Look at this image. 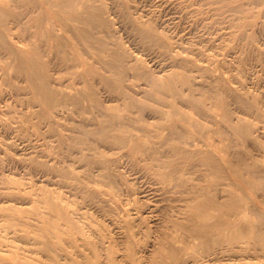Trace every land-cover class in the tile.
I'll return each mask as SVG.
<instances>
[{
	"label": "rangeland",
	"instance_id": "374dc122",
	"mask_svg": "<svg viewBox=\"0 0 264 264\" xmlns=\"http://www.w3.org/2000/svg\"><path fill=\"white\" fill-rule=\"evenodd\" d=\"M6 1L8 2V0H0V4L2 5V6H0V46H1L0 47V262H1V264H9L10 262L14 263L15 261H18V260H20L21 262L19 261V263L16 262L15 264H20V263L26 264L27 262H28L27 264H45L46 261H47L46 262L47 264H50L49 260H51V264H54V263L55 264H78V263L79 264H82V263L83 264H94V263H96V264H107L109 262H110L109 264H264V228H263L264 227L263 226L264 225V216H263V214H264V192L262 191V190H264V0H190V1L189 0H127L129 2H127L126 0H89L88 2H86L87 0H82V1L79 0V2H78V0H75L76 5H77V6H75V10L76 11L78 10V12H79V15H77V16L72 15L73 10H74L72 4H73L74 0H71V1L65 0V2H64V0H48L50 3L56 4V5H54L55 8L49 6L47 3L48 2L47 0H43V1H40V0H38V1L37 0H9L8 3ZM14 1L16 3H14ZM90 1L95 2V5H93V2L91 3ZM67 2H70V3H67ZM5 3L7 4L6 5L7 7L4 9L5 6H3V5H5ZM30 3L33 5V7H35L34 5H36V4L37 5L42 4L41 5L42 9H43L42 11L44 12V14H46L45 15L46 17H44L45 20H48V22H49V18H50V20L54 22L55 25L53 27H52L51 23H48V25H50L51 28H50V26L47 25V31L49 33H52V32L55 33L56 31L59 30L56 33L57 37H52V39H49L48 37H46V38L40 37L41 38L40 40L58 43L59 39H60L59 40V42H60L64 38V40H62L61 42L64 44H67V43L69 44V45H66L64 47V51H66L68 54L71 51L70 54L73 56H71V55L70 56H71V59L73 60V62L75 60H78V59H76V57L77 58L80 57L79 54L81 55L83 53V55H82L83 59H82V57H80L81 58L80 63L84 64V65L86 63V59L84 58L85 51L80 52V50L81 51L84 50V49H82L83 46H76L75 47L74 43H75L76 39L78 41L83 42L82 39L86 38L85 37L86 34L83 31L88 32L87 24H84L85 27H83L84 25L81 24L80 20H82V18H83L81 16H84V15L88 16V15H90L88 13H91L92 15H90V17H91L92 22L98 21L97 23H94V25H93V28L94 27L97 28V29L94 28V31L95 30H97L98 32L102 31V35L104 33L103 36H104V38H106L105 41L109 40L110 42L109 41H107V42L111 46H113L114 49H116L121 54H124V56H127V55L129 56V54H134L135 52L137 53L138 56H140L139 54H142L143 56L141 55L142 57H139V58L142 59V61H140V63L142 64V66H144L145 70H149V68H150V70L153 71L155 74L168 75V73H163L164 71L163 72L158 71V67L160 65H162V64H160V63H162V61H160V59L157 60L156 55L152 52H149L147 49H145V47L142 45L143 43L141 42V44H140V41L138 39L134 38L135 36L132 35V34H134V31L129 26L130 21L132 19H134V20L137 19L136 21H141V19H142L141 22L145 24V27H147L145 29H148V30L154 29V31L162 34L163 36L165 35L166 39H167V36L169 39L170 38L173 39V40L170 39L171 41L169 39H167V40L172 43L171 45H173V43L175 44V45H173L174 50L177 49V47H175L177 45L178 47H180V46L183 47V49L187 51V52H185L186 54L184 52H182L181 56L186 57V59L191 58V61L195 62L193 64L194 66H192L191 70L193 73L195 71V73H194L195 76L201 77L200 80H202L203 83L212 81L213 84L214 83L216 84V86H217L218 90H220V92L226 88L229 89L228 95H226V93H221V95H220L221 97L223 96L222 98H224V100L226 101V104H225L226 108L225 109L214 108V109H215V111L217 110L218 113H220V114H222V112L225 110L227 112V114L229 115V121L231 123V129H233V130H231V131H233V133H231V136L233 138H230V140L231 141L233 140L232 142H234V145H233V143L230 141V144L232 147V149L230 148V151L232 153V158H233L232 162L236 161L235 163H232V165H235L238 168V170L242 173V175L240 174L239 176L231 175L232 187H235L237 190L235 188L232 189V196L234 198L232 200L233 203L231 202L230 214H232V216H234V219L231 222L230 227L236 229L238 233L236 232V230L235 231L232 230L231 232L226 233V234L215 233V234H211V235H206L205 232L201 231V230H204L202 227H201V229H200V227H196V228H192L190 230L189 229L190 227L187 226L186 224H180L179 228L173 226L174 225L173 222L169 218H167V216H168L167 212H169V210H168L169 205L175 206L176 203L173 202L174 200H172L171 197H173V199H175L176 195L173 196V195H170L169 193H166V194L164 193V192H167V188L169 187L167 185L168 184L167 182L162 184L155 178V176H152V174L149 175L150 174L149 172L143 171L144 172L143 173L142 172L143 162L136 165L137 161L133 157L139 158V155H141L140 152H134L133 154H131L129 152L128 147H122V149L118 150V146L110 144L111 142L106 144V143H103V142L100 143L99 141H97L98 142L97 143L96 141H94L96 139L94 138L93 135H91L89 138L91 139V141L93 139V141L95 142L94 145L92 143H88V142H85L84 145H80L81 143H79V141H78V143H76L77 141H75V139L70 138L71 136L72 137L74 136V133L75 134L77 132L79 133L80 129H82L83 124H85V121L87 120V118L89 119V117H90V119H91V118L95 117L96 113L94 114V111L91 112L87 107L86 110L88 111L87 112L88 114H85V116L84 115L80 116L79 113H77V112L74 113V109L72 110L73 107L68 104L69 102L71 104V101L69 100V102H68L67 98L72 99L74 97V94L76 95V93H77V95H78L79 92L82 93L83 87L82 88L80 87L82 89L80 91L74 90V89L72 90L69 88L70 90H67L68 92H66V93H65V91H66L65 88L61 89V87L60 88L57 87L56 90L53 89L55 92L54 94H56V97H57V98H55V96L53 95V100H56L57 101L56 104L61 105V107L59 108V106H56V105H53L51 107V106L45 105V103L43 102L44 96H43L42 92H40V90L35 85V83H33V80L31 78H28L29 77V75H28L29 71L31 72L32 69H34L35 67H36V69H39L41 67L40 65H38V63H34L33 53H34L35 49H32V48H34L33 44L40 45V42H42V41L37 39V37L39 38V36H37V35L33 36V39L31 38L33 40V42H32V40H29V39H28V41H25V43L23 42V40H25V37L26 36L28 37L27 31L23 30V29H26L25 28L26 23H27V25H30L27 27L32 28V29L30 28V31H31L32 35H34V31H35V29H37V27L35 25L38 22L37 20H39L37 18L41 17V16L36 15V14H38V10L35 8L37 10V12H36V10L33 9L32 6H29V5H31ZM129 3H132V5H131L132 7L130 6ZM8 4H9V6H8ZM11 4L12 5L15 4V5H13V7H10V6H12ZM14 6L16 9L14 8ZM82 6H84V7H82ZM31 7H32L34 12L33 11L29 12L31 14H30V17L27 18V21L29 20L30 22L26 21V23L24 25L23 22L25 21V16H26L25 11H27L28 8L30 10ZM89 7H92V8H89ZM9 8H11V9L13 8L12 9L13 11ZM68 8H70V9H68ZM7 9H9V10H7ZM87 9H89V10H87ZM93 9H94V11H93ZM15 10H17L16 12H18V16L21 17L22 22L19 20L20 17H18L19 19H17V15H16L17 13L15 12ZM59 11H61V13ZM66 11H68V12H66ZM98 11H99V14H98ZM19 14H21L23 16H21ZM32 14H33V16H32ZM80 14H83V15H80ZM13 15H14V17H13ZM94 15L97 17H95ZM8 16L12 17V18H7ZM64 16H65V19L63 18ZM100 16H102V17H100ZM74 17H76V21H75ZM14 18L16 21L17 20H19V21L16 22L14 20ZM23 18H24V20H22ZM64 20L68 21L69 29L65 26V22H63ZM72 20H74V23H76L75 24L76 26L74 25V23L72 24V22H73ZM126 20H127V23H126ZM83 21H84V19H83ZM12 22H14L15 25L21 24V26L18 25L16 27L14 25V23L11 24ZM19 22H21V23H19ZM77 24L80 27H78ZM57 25L59 27H56ZM97 25H100V26H97ZM32 26L35 28L33 29ZM54 27L59 28V29L57 30L55 28L56 31H54L55 30ZM105 27H107V28H105ZM65 28H67V32H66ZM7 29L11 33H8ZM74 29H76L77 31L75 32ZM82 29H83V31H82ZM13 30H16V31H13ZM20 30H23V31H20ZM106 30L107 31L109 30V31L107 32ZM25 31H26V33H25ZM14 32H16V34ZM60 32H62V33H60ZM63 32H65V33H63ZM78 32H80V34ZM81 32H82V34H81ZM58 33H60V34H58ZM83 33L85 34V36L83 35ZM129 33L131 35H129ZM66 34H70V36L66 35ZM24 35H26V36H24ZM72 35L75 37V39ZM109 35H110V37H109L110 39L108 38ZM174 35H175V37H174ZM66 36L68 38L70 37L72 40L70 38L67 39ZM103 36H102V38H103ZM130 36H131V38H130ZM172 37H174V38H172ZM181 37H182V39H181ZM54 38L56 39V41H53V40H55ZM2 39L5 42H2ZM164 39H165V37H164ZM21 40H22V43H21ZM73 40H75V41H73ZM133 40L135 43H132ZM174 40L177 42H175ZM35 41H36V43H34ZM70 41H72V42H70ZM78 41H76V42H78ZM6 42H7V44H6ZM30 42H32V43H30ZM1 43H2V45H1ZM9 43H11V45ZM88 43H89V41H88ZM184 44H186V45L184 46ZM6 45H8V46L10 45V46L8 47ZM70 45H73V46H71V47H73L72 48L73 50L70 48ZM191 45H193V47ZM11 46H12V48H11ZM22 46H23V48H22ZM27 46L29 48L24 49ZM3 47H5V48H3ZM69 48H70V51H69ZM74 48H77V50L76 49L74 50ZM89 48L90 47H87L86 50H89ZM78 50H79V52H77ZM122 50H126L125 53H122V52H124ZM22 51H24V52H22ZM66 52H64V53L66 54ZM130 52H132V53H130ZM201 52H204V53L201 54ZM68 54H66V55L68 56ZM229 54H231V55H229ZM75 55H77V56H75ZM137 55L135 54V56H137ZM148 55H149V58H148ZM206 56H209V57H206ZM239 56H240V58H239ZM85 57H87V56H85ZM145 57L147 59H145ZM230 57H232V58H230ZM211 59L213 61H216L218 59L219 63H213V61ZM87 60H88V58H87ZM144 60L145 61L147 60V61L144 62ZM171 60L168 59L166 61L167 64ZM225 60L227 61V63H225ZM154 61H156V62H154ZM76 62H78V61H76ZM88 62H91V60L89 59ZM198 62H200V63L198 64ZM210 62H211L212 66L205 65L206 63L210 64ZM57 63H58V61H57ZM144 63H146V64L148 63V64L145 65ZM202 64H204L205 66L204 65L202 66ZM17 66L21 67V68H18ZM67 66L68 65H66V64L64 66H61L62 67V68H60L61 72L58 73V75L60 74L58 77L60 78L61 83H65V82L67 83V81H69V80L71 81L72 77L74 76L72 70H69V71H68V69L66 70ZM209 66L211 67V69L209 68ZM197 67H201L202 69L204 68L203 70L205 72L196 73ZM64 70H65V72H63ZM166 70H169V69L167 68ZM16 71L18 72V74L16 73ZM71 71H72V73H70ZM182 71L183 70H181V69H176L174 71V74H175V76H177V79L181 78L183 75H186L185 72H182ZM22 73H23V75H22ZM215 73H217V74H215ZM224 73H226L228 75H225ZM239 73H240V76H239ZM230 74H231V76H230ZM212 76H213L214 80H210L209 77H212ZM69 77H70V79H69ZM170 77H173V75H171ZM241 77L243 78L244 81L242 80ZM183 78H184V76H183ZM229 78H231V79H229ZM239 79H241V80H239ZM241 81H243V82H241ZM228 82L231 83V85ZM140 83H141V81H140ZM171 84H172L171 85L172 89H173V86L178 85L176 82H172ZM80 85L83 86L82 84H80ZM80 85H78V86H80ZM177 87L180 88V86H177ZM236 88L240 89V90H237ZM234 89H236V90L234 91ZM62 90H64V91H62ZM71 90H72V92H71ZM183 90H184V88H183ZM186 90H187V88L184 91H186ZM60 91H62L61 94H60ZM195 92L196 93H194V94L197 96V94H199L198 92H200V90H196ZM163 93L165 95L171 97L170 95L175 93V91L174 90H163ZM64 94H65V96H64ZM103 94H104V96L102 97ZM61 95H62V97H60ZM70 96H72V98ZM137 96L140 97L141 92H140V95H137ZM228 96H229V98H228ZM107 97H108V93H101V99L103 100V103L107 104V102H109V98H107ZM62 98H63V101H62ZM40 99L42 100V102L40 101ZM59 99L62 102L58 101ZM180 100L181 99H177V101H178L177 104H180V103L183 104L184 103V102L179 103ZM234 100H236V101H234ZM174 101H175V99L173 101H171L172 105L176 104V101L175 102ZM233 101L236 103H234ZM239 102H241V103H239ZM109 103H111V102H109ZM114 103L112 102L111 104H107L110 106V109H111L110 112H114V113L117 112V113L121 114L122 110H120V109H123L124 107L127 106L126 104H124L122 102L121 103L118 102V104L115 103V105H113ZM43 104H44V106H43ZM123 104H124V106H123ZM182 104H180V107L182 106L181 108L179 107V105H176V106H178V108H176V109L178 112L183 113V111L186 110L185 109L186 106H185V103L183 105ZM64 105H66V106H64ZM67 105H69L70 108ZM120 105H122L123 107L121 108ZM86 106H87V103H86ZM114 106H116V107L114 108ZM117 106H120V108L118 109ZM183 106H185V107H183ZM66 108H69L68 109L69 111L66 112L64 110ZM56 109H59V110H56ZM242 109H244V110L242 111ZM54 110H56V111H54ZM50 111H52V112L50 113ZM56 113H58V115ZM73 113L76 116L75 115L73 116ZM59 114H61V116H62L60 120H59V116H60ZM77 114H79V115H77ZM172 114H173L172 118H174V112H172ZM89 115H92V116H89ZM56 116H57V118H55ZM83 116H84V118H86V117L87 118L84 119ZM81 119H84V120H81ZM79 120H80V122H79ZM52 121H53V123H52L53 125L51 124ZM85 125H88V124H85ZM220 125L223 128L224 125L222 124V122L220 123ZM220 125L218 124V126H220ZM91 127H93V125L92 126L90 125V128L88 126H87V128L86 127L85 128H86V130H95V127H93V128H91ZM72 131H74V132L72 133ZM112 132L113 131H111V133L110 132L109 133L110 134H117V133H114V132L112 133ZM165 132H167V131H165ZM62 134H63V136H62ZM69 135H71V136L69 137ZM66 136H68V137H66ZM63 137L68 138L69 140H67V139L65 140V139H63ZM70 140L71 141L73 140L77 145H75L73 143V141L71 142ZM65 143H66V145H67V143H69V145L67 146L68 148L67 147L65 148V146H66ZM72 143H73V146L70 145ZM78 144H79V146H78ZM90 144H92V146ZM74 145L77 147H75ZM107 145H108L110 150L108 149ZM73 147H75L76 149ZM97 147H101V148H99L97 150ZM105 147H106V149H105ZM110 147H113V149ZM233 147H234V150H233ZM114 148H117V149H115L116 151L118 150L117 153L114 150ZM74 149L77 150L78 152L74 151ZM80 149H81V151L82 150L84 151V149H85V151L90 152V154L88 152L83 153V151L81 152ZM104 149L109 150V151H105ZM72 151H74V152H72ZM76 153H79V154L77 155ZM81 153H83V154H81ZM100 153H102V155ZM138 153H139V155H138ZM234 153H237V154H234ZM66 154H68V156ZM75 154H76V156H74ZM86 154H88L89 156H86ZM91 154H92V157H91ZM96 154H98V155H96ZM108 155H110V156H108ZM122 155H124V159L121 158V157H123ZM236 155L237 156L239 155L238 156L239 158ZM242 156L243 157L246 156V157L243 158ZM73 157H75V158L73 159ZM77 157L79 158V160ZM113 159L115 160V162ZM139 159L143 160L142 156H140ZM119 160H121V161H119ZM246 160H248L249 162ZM91 161H92V163H90ZM122 161H124V162H122ZM129 161L131 162V165H130ZM133 161H135V162H133ZM120 163H122V164L124 163V164L122 165ZM145 163L146 162L144 161V164ZM246 163L249 164L247 167H252L251 172L255 175L254 177H253V175L248 174L250 171L248 170V168H246V166H243V164H246ZM94 164H96V165H94ZM110 164H111V167H110ZM92 165L95 168H92ZM97 165H100V166L104 165L106 168H109L108 172L111 173L112 177L116 176L115 179H112V177H110L108 179V181L105 182L106 185L103 184L104 183V181H103L102 183H99L98 187L95 186L94 183H96L97 180H99V181L101 180L100 178L98 179L97 176H96V180L94 179L95 178L94 175H96V174H98V176L101 175V172H99V170H97V167L99 169L101 167L97 166ZM120 166H122V169ZM123 166H124V169H123ZM130 166H132L131 167L132 169L130 168ZM126 167L129 171H127ZM114 168L117 170H114ZM118 168L121 170H119ZM133 168L136 171H133ZM137 168H139L140 171ZM241 169H245L248 173L241 170ZM87 170H89V171H87ZM93 170H97L98 172L96 171V174H92V172L94 173ZM62 171H63V173H61ZM123 171L125 173L128 172V176ZM64 172H66V173H64ZM121 173H123L122 176H121ZM130 173H132V174H130ZM133 173L135 175H133ZM147 173H148V175H147ZM64 174L65 175L67 174V175L65 176ZM88 174H89V176H88ZM145 174H146V176H144ZM60 176H63V177H60ZM141 176H143V177H141ZM233 177H235V178H233ZM140 178H142V179H140ZM144 178L146 181L144 180ZM148 178L150 180H148ZM118 179H119V181H118ZM127 179H129V181H128L129 183L132 182V184H134V185L130 184V186H128L127 184H129V183L127 182ZM90 180H94V181H90ZM116 180H117V182H116ZM239 180L242 181V183H240ZM133 181L135 183H137V185L139 187ZM88 182L93 183L97 189L96 188L93 189V187L91 186L92 184H89ZM118 182H120V185L118 184ZM122 182H123V184H122ZM139 182H141V183H139ZM151 183L155 186L153 187V185ZM154 183H157V184H154ZM158 183H160V184H158ZM108 184H110V185H108ZM111 184L113 185L112 186L113 188L111 187ZM116 184L119 185V188H121L123 191L121 189H119L118 186H116ZM161 184H162V186H161ZM101 185H102V187H101ZM131 185H132V187H131ZM149 185H151V186H149ZM157 185L160 186L161 188L158 187ZM258 185H260V186H258ZM99 186H100V188H99ZM103 186H105L107 188L104 189ZM124 186H126V187L124 188ZM141 186L143 187V190H142ZM108 187H109V190H108ZM114 187L115 188L117 187V188L115 189ZM134 187L137 188L138 191L136 189H134ZM260 187H262V188H260ZM91 188L94 190V192ZM159 188H160V190H158ZM165 188H166V190H165ZM85 189H86V191H85ZM113 189H114V191H113ZM130 189H132L131 192L134 191L137 193V192L141 191V193L142 192L143 193L138 194L141 197L138 196L137 194L136 195L134 194L133 197L131 196L134 200H136V201H134L130 196H127L128 193L126 192V190L130 191ZM155 189H156V192L154 191ZM91 190H92V192H91ZM95 190L97 192H95ZM115 190H116V193H115ZM157 190H158V192H157ZM88 191H90L91 193H89ZM147 191L148 192L150 191L149 194L151 196L155 195L158 198L154 196L156 199L154 197L153 198L149 197V199L147 200V197L150 196L147 193ZM86 192H88L87 195L85 194ZM118 192H120V193L118 194ZM122 192L123 193L126 192L125 193L126 196ZM145 192H146V197L144 196ZM153 192H155V193H153ZM261 192H263V193H261ZM101 193L103 194L102 196H101ZM112 193L114 195H112ZM104 194L106 196H108V195L109 196L108 197L105 196L106 198H104L103 197ZM162 194L163 195L165 194V196H163ZM95 195H97V196L100 195V197L99 196L97 197ZM116 195L118 196L119 199L117 198ZM158 195L159 196L161 195L162 198L159 197ZM121 196L122 197L124 196V198H121ZM125 197L128 199H126ZM90 198L92 200H89ZM93 198H96L97 200L96 199L93 200ZM98 198H99L100 202L102 201L105 204L101 205L102 202L100 203ZM139 198H140V200H139ZM142 198H144V200ZM163 198H165V199H163ZM86 199L88 201H86ZM104 199H106V201H104ZM108 199H113L114 203H111L112 200L109 201ZM157 199L161 203L162 209L160 208V204L158 203ZM160 199L163 201L165 200V201L162 203V201ZM122 200H123V202H121ZM124 200L126 203L124 202ZM137 200L144 203V205L142 203H139V201L137 202ZM154 200L157 202H155ZM234 200L237 202H235ZM147 201H149V202H147ZM92 202L94 203V205ZM117 202H118V204H117ZM119 202H120V204H119ZM130 202H131V204H130ZM84 203H86V204L88 203L87 206ZM98 203H100V204H98ZM106 203H108V205ZM110 203H111V206H110ZM237 203H239V204H237ZM90 204H91V206H90ZM112 204L115 206H113ZM122 204H125L127 207L129 205L128 208L130 210L126 206H123ZM141 204H142L143 209H146V210L143 211V209H141L142 208L140 206ZM157 204L159 205L160 209L158 208ZM121 205L124 209H122ZM94 206H95L96 210H95ZM103 206H106V207H104L105 209L102 208ZM107 206L110 207L109 210H108ZM116 206L118 208H116ZM134 206L136 209L134 208ZM166 206H167V208H166ZM252 206L254 208H252ZM83 207L85 209H83ZM156 207H157V209H159L158 211L160 213L157 210H155ZM249 207H251V208H249ZM77 208H78L79 212L77 211ZM114 208H116V209H114ZM120 208H121V210H120ZM164 208L166 210H164ZM111 209L113 211H110ZM117 209H118V211L115 214V211ZM252 209L254 211H252ZM106 210L108 211L109 214L113 213L114 215L110 214L111 217L108 216L109 214L107 213ZM126 210L127 211L128 210L129 211H135L134 213L135 214L137 213V216L135 214H133V212L128 211L126 213L125 212ZM249 210L252 213H250ZM255 210H257L258 213L256 212V214H255ZM80 211H82V212H80ZM122 211H124V212H122ZM139 211H141V212H139ZM152 211H154V212H152ZM164 211H165V213H164ZM86 212H87V214H86ZM100 212L103 216H101V214H99ZM118 212L119 213L122 212V213L119 214ZM150 212L152 213V217H151ZM259 212L261 214H259ZM7 213H8V215H7ZM81 213L83 216L81 215ZM128 213H130V216ZM141 213H143V214H141ZM147 213H148V215L150 214L149 217H148ZM154 213H156V214H154ZM157 213L160 214V216L163 214L161 216V218L163 217L164 219L162 218V220H161ZM88 214H91V215L88 216ZM9 215H10V218H9ZM17 215L20 218H16ZM104 215H105V218H104ZM240 215H242V216H240ZM257 215L259 217H257ZM4 216H6V217L8 216V218H6ZM127 216H128V220L126 218ZM164 216H166V217H164ZM14 217L16 218L15 220H14ZM82 217H84V218H82ZM106 217H107V219H106ZM115 217H117V218H115ZM122 217H124V219ZM5 218L7 220H5ZM11 218L13 219V221H11L12 220ZM145 218H149V221H148V219H145ZM151 218H152V220H151ZM257 218H261L262 220L257 219ZM111 219H112V221H114V224H113V222H111ZM131 219H133L134 222ZM19 220L21 222H18ZM88 220L91 223H93V221H94L95 224L91 225V223ZM97 220H99V221L102 220V221L99 222ZM119 220L122 223H120ZM137 220H139L138 221L139 226L136 225ZM142 220H144V221L142 222ZM8 221L12 222L13 225H15V226H17V225H20V226L12 229V227H13L12 223H10ZM116 221L119 222L120 224H118ZM145 221H148V223ZM159 221H161L162 223ZM163 221H164V223H163ZM15 222H17V223H15ZM107 222L108 223L110 222L111 225L109 226ZM141 222H142V224H141ZM20 223H22V225ZM116 223L118 224L119 228L117 226H115ZM145 223L148 225V227H147V225H144ZM159 223L161 224V229H160ZM166 223H168V224H166ZM5 224H7V225H5ZM50 224H52V225H50ZM102 224L104 225V227ZM140 224H141V227L144 226V227H142L143 229L140 227ZM163 224H165V225H163ZM251 224L254 226V228ZM86 225L88 227H86ZM112 225H114L115 227H113ZM156 225H159V226H156ZM166 225L168 226L169 230L167 229ZM256 225H258V226L261 225L263 229L260 226V228L262 230L259 231L258 229H260V228ZM44 226H47V227H44ZM133 226H136V227H133ZM152 226L153 227L156 226V227L153 228ZM249 226L251 229L249 228ZM53 227L56 229H54ZM91 227L94 228L93 229L94 231L96 229L98 231L100 230L103 233H101L100 231L98 233L97 232L94 233V231L91 230L92 229ZM96 227L99 229H97ZM112 227L115 228L114 229L115 231L113 230ZM131 227L135 228V229H132ZM182 227L183 228L188 227V230H190L191 232L186 231L187 229L186 228L183 229ZM255 227H257V228L255 229ZM18 228H20V229H18ZM49 228H51V229H49ZM89 228H90V230H89ZM108 228H110V230ZM121 228H124V230L123 229L121 230ZM139 228H141V229H139ZM17 229L20 232H18ZM127 229H129V230H127ZM131 229L134 231H137V233L133 232L137 235V237H136V235L134 236ZM138 229L140 230L141 234L139 233ZM163 229L168 230V231H164ZM5 230L6 231L8 230V233ZM10 230L13 231L12 234H11ZM14 230L17 231V233ZM119 230H121L122 232ZM155 230H156V232L158 231V233H156ZM179 230H182V231H180V233H179ZM51 231H53V232H51ZM91 231L94 233L95 237L93 234H91L92 233ZM130 231L132 234L130 233ZM184 231L188 232V233H185ZM5 232L8 235H5L6 234ZM9 232H10V234H9ZM45 232H46V234H45ZM47 232H48V234H47ZM49 232H50V234H49ZM118 232L120 235H122V233H123V235H122L123 237L120 236L118 234ZM143 232L145 233V235ZM160 232L163 234L161 235ZM233 232H235V233L233 236H231L233 234ZM51 233L53 235L58 233L60 236H58V235L52 236ZM62 233H64V234H62ZM128 233H130L131 237H132L130 239V241H131L133 249H126V246H125L126 245L125 243L128 242L126 240V238H127V236L130 235ZM149 233L151 234V236ZM164 233H166V234H164ZM181 233H183L185 235L187 234V236H190V237H187L188 238L187 239L185 236L181 235ZM35 234H37V235H35ZM90 234H91V236H90ZM100 234H101V237H100ZM104 234H105V236L109 235L110 237L106 236L108 238L107 239L104 237ZM153 234L155 236L156 235L157 236L155 237ZM175 234H177V236H178V234L183 236V239H186L187 242H183L182 237L181 236L177 237ZM71 235H72V237H71ZM96 235H97V237H100L103 239H100V238L96 239ZM57 236L59 237V239ZM82 236H84L85 239L88 238L89 241L85 240V239L83 240L84 237H82ZM92 236H93V238L91 239ZM133 236L136 238H134ZM141 236H143L144 238ZM218 236L219 237L222 236V238L220 237L221 238L220 239ZM118 237L122 238V239L120 240ZM154 237H155V239H154ZM52 238L55 240L52 241ZM113 238H114V241H116V242L118 241V242L117 243L112 242ZM34 239L37 241H35ZM224 239H226V240L224 241ZM41 240H43L42 241L43 243L41 242ZM60 240H65V241H60ZM67 240H68V242H67ZM98 240L100 241V244L98 243L99 242ZM90 241H93L95 243H93V242L90 243ZM61 242H63V243H61ZM74 242H75V244H74ZM103 242L106 244H104ZM177 242L180 244H178ZM211 242H213V243H211ZM224 242H226V245ZM60 243L63 245H61ZM67 243H69V244H67ZM135 243H137V244H135ZM65 244H67V245H65ZM111 244H113V245H111ZM87 245L90 246L91 248L88 247ZM100 245L103 247H99ZM228 245H230V246H228ZM7 246H8V248H7ZM39 246L42 249V252L39 249ZM80 246H82V247H80ZM45 247H47V248H45ZM104 247H105V250H104ZM223 247H224V250L226 252L223 251ZM228 247H229V249H228ZM30 248H32L33 250ZM55 248L57 249V251ZM61 248H64V249H61ZM93 248H95V249L93 250ZM96 248L99 252H96L97 251ZM98 248H100V250ZM101 248H103L102 251H101ZM178 248H179V250H178ZM44 249H45V254H43ZM49 249L51 250L54 257L52 256L51 253L50 254L48 253V252H50ZM58 249H60V250H58ZM82 249H83V251H81ZM112 249L114 251H112ZM180 249H182V250H180ZM190 249H191V251H190ZM30 250H31V252H30ZM89 250H91V252ZM131 250H133V251L131 252ZM203 250L205 251V253H203L204 252ZM206 250H207V252H206ZM104 251L106 252L107 255L105 254ZM200 251H201V253H200ZM227 251H229V252H227ZM101 252H103V253H101ZM89 254H92V256H91V258H93L92 260H91ZM46 256L49 258V260ZM45 257H46V260L44 259ZM5 259H6L7 263H5ZM14 259H16V260H14ZM2 261H4V263ZM77 261H81V262L77 263ZM106 261H108V262H106ZM41 262H44V263H41Z\"/></svg>",
	"mask_w": 264,
	"mask_h": 264
},
{
	"label": "bare ground",
	"instance_id": "6f19581e",
	"mask_svg": "<svg viewBox=\"0 0 264 264\" xmlns=\"http://www.w3.org/2000/svg\"><path fill=\"white\" fill-rule=\"evenodd\" d=\"M38 1V0H37ZM40 1H43V0H40ZM48 1V0H47ZM46 1V2H47ZM68 1V0H67ZM71 1V0H70ZM82 1V0H81ZM80 1V2H81ZM89 0H87L86 2H88ZM127 1V0H126ZM190 1V0H189ZM5 2V1H4ZM7 2V1H6ZM8 2H9V0H8ZM7 2V3H8ZM11 2V1H10ZM45 2V1H44ZM64 2H65V0H64ZM78 2H79V0H78ZM91 2V1H90ZM89 2V3H90ZM93 2V1H92ZM91 2V3H92ZM97 2V1H96ZM127 2H129V1H127ZM14 3H16L15 1H14ZM33 3V2H32ZM48 3V5L49 6H51V7H54V5H56L55 3L53 4V3H50L49 1L47 2ZM46 3V4H47ZM58 3V2H57ZM67 3H70V2H67ZM88 3V4H89ZM10 4V3H9ZM9 4H8V6H9ZM31 4V3H30ZM60 4V3H59ZM99 4V3H98ZM119 4V3H118ZM130 4V6L132 5V3H129ZM186 4V3H185ZM7 4L5 3V5H3V6H5L4 7V9L7 7L6 6ZM12 5V4H11ZM13 5H15V4H13ZM13 5L12 6H10V7H13ZM42 5V4H41ZM41 5H34L35 7H33V5L31 4V5H29V6H32L33 7V9H37L38 10V14H36L37 16H41V17H39V18H37V19H39V20H37L38 22L36 23V27H37V29H35V31H34V35H32V33H31V31H30V28L31 27H27V26H30V25H27V23H26V21H27V18L28 17H30V14L31 13H29V12H32L33 11V9H32V7L30 8V10H29V8H28V10L27 11H25L26 13H25V21L23 22V24L25 25V23H26V29H23V30H26L27 31V35H28V37L26 36V35H24V36H26L25 37V40H23V42L25 43V41H28V39L29 40H32L33 39V36H39V38L37 37V39L38 40H40L41 38L40 37H48L49 39H52V37H57V35H56V33L59 31L58 29L59 28H56V27H59L58 25L56 26V27H54V29L56 28L58 31H56V29L54 30V31H56L55 33H49L48 31H47V25H48V23H51V25H52V27L55 25L54 24V22L53 21H51L50 20V18H49V22H48V20H45V18L44 17H46L45 15L46 14H44V12L42 11L43 9H42V6ZM70 5V4H69ZM68 5V6H69ZM86 5V4H85ZM91 5V4H90ZM93 5H95V2H93ZM190 5V4H189ZM0 6H2L1 4H0ZM72 6H73V14L72 15H74V16H77V15H79V12H78V10L76 11L75 10V6H77L76 5V2H75V0H74V2H73V4H72ZM87 6V5H86ZM89 6V5H88ZM173 6V5H172ZM181 6V5H180ZM20 7V6H19ZM22 7V6H21ZM28 7V6H27ZM50 7V8H51ZM79 7V6H78ZM82 7H84V6H82ZM132 7V6H131ZM130 7V8H131ZM190 7V6H189ZM2 8V7H1ZM14 8H15V6H14ZM25 8V7H24ZM55 8V7H54ZM60 8V7H59ZM72 8V7H71ZM87 8V7H86ZM89 8H92V7H89ZM120 8V7H119ZM122 8V7H121ZM197 8V7H196ZM9 9H11V8H9ZM9 9H7V10H9ZM13 9V8H12ZM11 9V10H12ZM16 9V8H15ZM19 9V8H18ZM32 9V10H31ZM35 9V10H36ZM52 9V8H51ZM68 9H70V8H68ZM80 9V8H79ZM84 9V8H83ZM99 9V8H98ZM174 9V8H173ZM6 10V11H7ZM26 10V9H25ZM37 10H36V12H37ZM66 10V9H65ZM87 10H89V9H87ZM13 11V10H12ZM17 10H15V12H16ZM93 11H94V9H93ZM130 11V10H129ZM34 12V11H33ZM51 12V11H50ZM56 12V11H55ZM60 13H61V11H59ZM64 12V11H63ZM66 12H68V11H66ZM91 12V11H90ZM2 13V12H1ZM8 13V12H7ZM14 13V12H13ZM17 13V14H16ZM15 14L17 15V19H19L18 17H20V16H18V12H16ZM84 13V12H83ZM116 13V12H115ZM176 13V12H175ZM174 13V14H175ZM191 13V12H190ZM35 14V13H34ZM52 14V13H51ZM88 14H90V15H92L91 13H88ZM98 14H99V11H98ZM19 15H21V14H19ZM80 15H83V14H80ZM87 15V14H86ZM90 15H88V16H81V17H83L82 18V20H80V22H81V24H87V28H88V32H85V31H83V29H82V31L86 34V36H85V34L83 33V35L86 37L85 39H82L83 40V42L82 41H78L77 39H76V41H78V42H76L75 40H73V41H75V43H74V45H75V47L76 46H83L82 47V49H84L83 51H81L80 50V52H84L85 51V53H84V58L86 59V63H85V65L84 64H81L80 63V61H81V58L80 57H82V59H83V53L80 55L79 54V56L80 57H76V59H78V60H75L74 62H73V60L71 59V56H73V55H71L70 54V48L72 49L73 47H71V46H73V45H70V48H69V54L66 52V51H64V47L66 46V45H69L68 43L67 44H64V43H62L61 41L62 40H64V38L59 42V40H58V43H54V42H47V41H42V40H40V41H42V42H40V45H35V44H33V46H34V48H32V49H35L34 50V53H33V56H34V63H38V65H40L41 67L39 68V69H36V67L34 68V69H32V71L30 72L29 71V73H28V75H29V77L28 78H31L32 80H33V83H35V85L38 87V89L40 90V92H42V94H43V102L45 103V105L46 106H53V105H56V106H59V108L61 107V105H57L56 104V100H53V95L55 96V98H57L56 97V94H54L55 92H54V90L53 89H55L56 90V88L58 87V88H60L61 87V89L63 88H65V93L66 92H68L67 90H70V89H74V90H82V93H78V95H77V93H76V95L74 94V97L72 98V96H70L72 99H68L67 98V100H68V102H69V100L71 101V104H70V102L68 103L69 105H71L73 108H72V110L74 109V113L75 112H77V113H79L80 114V116L81 115H84L85 116V114H88L87 112V110H86V108L88 107V109L91 111V112H93L94 111V114L96 113V115H95V117H93V118H91L90 119V117H89V119L87 118V120L85 121V124H88V125H85V124H83V126H82V129H80V131H79V133L77 132L76 134L74 133V136L72 137L71 135H69V137L70 138H73V139H75V141H77L76 143H78V141H79V143H81L80 145H84L85 144V142H88V143H92L93 145H94V141H99L100 143L101 142H103V143H110V144H112V145H115V146H118V150H120V149H122V147H128L129 148V152L131 153V154H133L134 152H140L141 153V155H139V153H138V155H139V158H140V156H142V158H143V160H141V159H139V158H137V157H133L136 161H137V163H136V165H138L139 163H141V162H143V167H142V172L143 171H147V172H149L150 174L149 175H151L152 174V176H155V178L160 182V183H162V184H164V183H168L167 185L169 186L168 188H167V192H164L165 194L166 193H169L170 195H176V198L175 199H173V197H171L172 198V200H174L173 202H175L176 204H175V206H170L169 205V208H168V210H169V212H167L168 213V216H167V218H169L172 222H173V226H175V227H177V228H179L180 227V224H186L187 226H189L190 228V230L192 229V228H196V227H200V229H201V227L204 229V230H201L202 232H205V234L206 235H211V234H215V233H217V234H226V233H229V232H231L232 230L233 231H235L236 229H234V228H231L230 227V225H231V222L233 221V219H234V216H232V214H230V210H231V202H232V200H233V196H232V189L233 188H235V187H232V183H231V175H235V176H239L240 174L242 175V173L238 170V168L235 166V165H232V163H235V162H232L233 161V158H232V153H231V151H230V148L232 149V147H231V144H230V138H233L232 136H231V133H233V131H231V130H233V129H231V123H230V121H229V115L227 114V112L224 110L223 112H222V114H220V113H218V111L216 110L215 111V109L214 108H221V109H225L226 107H225V104H226V101L224 100V98H222L220 95H221V93H226V95H228L229 93V89L228 88H226V89H224V90H222L221 92H220V90H218V88H217V86H216V84L214 83H212V81H209V82H205V83H203V81L202 80H200V78L201 77H199V76H195V71H194V73L192 72V70H191V68H192V66H194L193 64L195 63V62H192L191 61V58L189 59L188 57V59H186V57H182L181 55V53L182 52H187L186 50H184L183 49V47H178L177 45L175 46V47H177V49H173L174 47H173V45H175L174 43H173V45H171L172 43L171 42H169L167 39H169L168 38V36H167V39H166V36L164 35H162V34H160V33H158V32H156V31H154V29H150V30H148V29H145V28H147V27H145V24L144 23H142L141 21H142V19H141V21H136V20H134V19H132L131 21H130V28H132V30L134 31V34H132V35H134L135 37L134 38H136V39H138L139 41H140V44H141V42L143 43L142 45L145 47V49H147L149 52H152V53H154L155 55H156V57H157V60L158 59H160V61H162V63H160V64H162V65H158L159 67H158V71H160V72H163V73H168V75H158V74H155L153 71H151L150 70V68H149V70H145V68H144V66H142V64L140 63V61H142V59L141 58H139V57H142L143 55L142 54H139L140 56H138L137 55V53L135 52L134 54H129V56L127 55V56H124V54H121L120 52H118L116 49H114L113 48V46H111L107 41H109V40H107V41H105V39L106 38H104V33H103V35H102V31H97V30H95L94 31V28H96V27H94L93 28V25H94V23H97L98 21H93L92 22V20H91V17H90ZM97 15V14H96ZM117 15V14H116ZM126 15V14H125ZM21 16H23V15H21ZM32 16H33V14H32ZM95 16V15H94ZM13 17H14V15H13ZM95 17H97V16H95ZM100 17H102V16H100ZM7 18H12V17H7ZM16 18V17H15ZM15 18H14V20H15ZM64 19H65V16L63 17ZM67 18V17H66ZM69 18V17H68ZM71 18V17H70ZM80 18V17H79ZM135 18V17H134ZM177 18V17H176ZM184 18V17H183ZM60 19V18H59ZM74 19H75V21H76V17H74ZM83 19H84V21H83ZM93 19V18H92ZM101 19V18H100ZM99 19V20H100ZM120 19V18H119ZM10 20V19H9ZM8 20V21H9ZM13 20V19H12ZM11 20V21H12ZM13 20V21H14ZM20 21H21V17H20V19H19ZM19 20H17V21H19ZM22 20H24V18L22 19ZM32 20V19H31ZM56 20V19H55ZM54 20V21H55ZM171 20V19H170ZM16 21V20H15ZM16 21V22H17ZM59 21V20H58ZM73 22H72V24L74 23V20H72ZM172 21V20H171ZM10 22V21H9ZM22 22V21H21ZM21 22H19V23H21ZM27 22H30L29 20L27 21ZM60 22V21H59ZM63 22H65V26L69 29V23H68V21H63ZM71 22V21H70ZM103 22V21H102ZM122 22V21H121ZM144 22V21H143ZM168 22V21H167ZM14 22H12L11 24H13ZM79 23V22H78ZM126 23H127V20H126ZM17 24V23H16ZM35 24V23H34ZM62 24V23H61ZM60 24V25H61ZM76 23H74V25H75ZM80 24V25H81ZM100 24V23H99ZM102 24V23H101ZM166 24V23H165ZM14 25H15V23H14ZM18 25H20L21 26V24H18ZM18 25H15L16 27L18 26ZM103 25V24H102ZM105 25V24H104ZM10 26V25H9ZM48 26H50V25H48ZM76 26V25H75ZM77 26H78V24H77ZM97 26H100V25H97ZM12 27V26H11ZM33 27V26H32ZM78 27H80V26H78ZM83 27H85V25L83 26ZM102 27V26H101ZM22 28V27H21ZM35 27H33V29H34ZM50 28H51V26H50ZM67 28H65L66 29V32H67ZM105 28H107V27H105ZM11 29V28H10ZM32 29V28H31ZM77 29V28H76ZM76 29H74L75 30V32L77 31ZM97 29V28H96ZM100 29V28H99ZM103 29V28H102ZM12 30V29H11ZM23 30H20V31H23ZM64 30V29H63ZM105 30V29H104ZM7 31H8V33H11V32H9V30L7 29ZM13 31H16V30H13ZM19 31V32H20ZM26 31H25V33H26ZM32 31V32H33ZM107 31V30H106ZM109 31V30H108ZM107 31V32H108ZM69 32V31H68ZM13 33V32H12ZM15 34H16V32H14ZM60 33H62V32H60ZM60 33H58V34H60ZM63 33H65V32H63ZM79 34H80V32H78ZM6 34V33H5ZM21 34V33H20ZM78 34V35H79ZM81 34H82V32H81ZM108 34V33H107ZM106 34V35H107ZM230 34V33H229ZM14 35V34H13ZM47 35V36H46ZM66 35H69L70 36V34H66ZM111 35V34H110ZM110 35L108 36V38L110 37ZM129 35H131L130 33H129ZM2 36V35H1ZM5 36V35H4ZM73 36V35H72ZM102 36H103V38H102ZM173 36V35H172ZM67 37V36H66ZM74 37V36H73ZM107 37V36H106ZM112 37V36H111ZM164 37H165V39H164ZM174 37H175V35H174ZM174 37H172V38H174ZM219 37V36H218ZM23 38V37H22ZM27 38V39H26ZM32 38V39H31ZM70 38V37H69ZM68 37H67V39H69ZM130 38H131V36H130ZM177 38V37H176ZM4 39V38H3ZM3 39H2V42H5V41H3ZM7 39V38H6ZM55 39V38H54ZM71 39V38H70ZM74 39H75V37H74ZM110 39V38H109ZM133 39V38H132ZM171 39V38H170ZM169 39V40H170ZM181 39H182V37H181ZM218 39V38H217ZM223 39V38H222ZM8 40V39H7ZM22 40H21V43H22ZM36 40V39H35ZM46 40V39H45ZM72 40V39H71ZM171 40H173V39H171ZM170 40V41H171ZM53 41H56V39L55 40H53ZM88 41H89V43H88ZM132 41V40H131ZM136 41V40H135ZM175 41V40H174ZM182 41V40H181ZM180 41V42H181ZM32 42H33V40H32ZM32 42H30V43H32ZM64 42V41H63ZM70 42H72V41H70ZM110 42V41H109ZM175 42H177V41H175ZM226 42V41H225ZM34 43H36V41L34 42ZM132 43H135L134 42V40H133V42ZM139 43V42H138ZM6 44H7V42H6ZM10 45H11V43H9ZM13 44V43H12ZM113 44V43H112ZM1 45H2V43H1ZM9 45V46H10ZM28 45V44H27ZM133 45V44H132ZM186 44H184V46H185ZM188 45V44H187ZM6 46H8V45H6ZM8 46V47H9ZM29 46V45H28ZM26 47V48H24V49H27V48H29V47ZM36 46V47H35ZM116 46V45H115ZM135 46V45H134ZM139 46V45H138ZM183 46V45H182ZM192 47H193V45H191ZM1 47V46H0ZM87 47H90L89 48V50H86V48ZM136 47V46H135ZM141 47V46H140ZM139 47V48H140ZM219 47V46H218ZM224 47V46H223ZM3 48H5V47H3ZM11 48H12V46H11ZM22 48H23V46H22ZM21 48V49H22ZM7 49V48H6ZM9 49V48H8ZM67 49V48H66ZM65 49V50H66ZM77 50V48H74V50ZM81 49V48H80ZM121 49V48H120ZM141 49V48H140ZM29 50V49H28ZM73 50V49H72ZM122 51H124V52H122V53H125V51L126 50H122ZM142 51V50H141ZM145 51V50H144ZM143 51V52H144ZM189 51V50H188ZM205 51V50H204ZM223 51V50H222ZM10 52V51H9ZM22 52H24V51H22ZM64 52H66V54H68V56L64 53ZM77 52H79V50L77 51ZM76 52V53H77ZM235 52V51H234ZM129 53V52H128ZM130 53H132V52H130ZM142 53V52H141ZM151 53V54H152ZM189 53V52H188ZM187 53V54H188ZM202 53H204V52H201V54ZM228 53V52H227ZM78 54V53H77ZM86 54V55H85ZM135 54L138 56H135ZM144 54V53H143ZM186 54V53H185ZM209 54V53H208ZM216 54V53H215ZM232 54V53H231ZM231 54H229V55H231ZM71 55V56H70ZM133 55V56H132ZM142 55V56H141ZM184 55V54H183ZM189 55V54H188ZM187 55V56H188ZM228 55V56H229ZM67 56V57H66ZM75 56H77V55H75ZM85 56H87V57H85ZM186 56V55H185ZM210 56V55H209ZM209 56H206V57H209ZM241 56V55H240ZM240 56H239V58H240ZM132 57V58H131ZM147 57V56H146ZM145 57V59H147ZM151 57V56H150ZM154 57V56H153ZM211 57V56H210ZM216 57V56H215ZM218 57V56H217ZM87 58H88V60L90 59L91 60V62H88V60H87ZM148 58H149V55H148ZM226 58V57H225ZM224 58V59H225ZM230 58H232V57H230ZM84 59V60H85ZM155 59V58H154ZM162 59V60H161ZM168 59H172L171 61H169L168 62V64H167V60ZM207 59V58H206ZM213 59V58H212ZM211 59V60H212ZM58 61V63H57V61ZM152 60V59H151ZM203 60V59H202ZM232 60V59H231ZM22 61V60H21ZM76 61H78V62H76ZM147 61V60H146ZM145 60H144V62H146ZM159 61V62H160ZM200 61V60H199ZM204 61V60H203ZM206 61V60H205ZM213 61V60H212ZM221 61V60H220ZM224 61V60H223ZM73 62V63H72ZM154 62H156V61H154ZM153 62V63H154ZM158 62V63H159ZM209 62V61H208ZM22 63V62H21ZM72 63V64H71ZM197 63V62H196ZM200 62H198V64H199ZM205 63V62H204ZM213 63H219V61H218V59L216 60V61H213ZM221 63V62H220ZM225 63H227V61L225 60ZM224 63V64H225ZM240 63V62H239ZM244 63V62H243ZM68 65L67 67H66V70L68 69V71L69 70H72L73 71V77H72V79H71V81L69 80V81H67V83L65 82V83H61L60 82V78L58 77L59 75H58V73L59 72H61L60 71V68H62L61 66H64V65ZM145 65H147L146 63H144ZM222 64V63H221ZM234 64V63H233ZM236 64V63H235ZM25 65V64H24ZM156 65V64H155ZM204 64H202V66H203ZM205 65H210V66H212L211 65V62H210V64L208 63H206ZM204 65V66H205ZM227 65V64H226ZM239 65V64H238ZM209 66V68L211 69V67ZM224 66V65H223ZM242 66V65H241ZM18 67V66H17ZM23 67V66H22ZM231 67V66H230ZM15 68V67H14ZM18 68H21V67H18ZM32 68V67H31ZM64 68V67H63ZM169 69V70H166V69ZM222 68V67H221ZM241 68V67H240ZM176 69H181V70H183L182 72H185V74L186 75H183L184 76V78H183V76L181 77V78H178L177 79V76H175V74H174V71L176 70ZM189 69V70H188ZM194 69V68H193ZM204 69V68H203ZM201 67H197L196 68V70H197V72L196 73H200V72H205L204 70H203ZM21 70V69H20ZM24 70V69H23ZM63 70V69H62ZM186 70V71H185ZM217 70V69H216ZM223 70V69H222ZM221 70V71H222ZM227 70V69H226ZM242 70V69H241ZM22 71V70H21ZM72 71L70 72V73H72ZM232 71V70H231ZM14 72V71H13ZM63 72H65V70L63 71ZM177 72V71H176ZM180 72V71H179ZM215 72V71H214ZM241 72V71H240ZM16 73L18 74V72L16 71ZM193 73V74H192ZM229 73V72H228ZM215 74H217V73H215ZM225 75H228V74H226V73H224ZM20 75V74H19ZM22 75H23V73H22ZM68 75V74H67ZM171 75H173V77H170ZM204 75V74H203ZM238 75V74H237ZM236 75V76H237ZM71 76V75H70ZM230 76H231V74H230ZM229 76V77H230ZM239 76H240V73H239ZM238 76V77H239ZM25 77V76H24ZM227 77V76H226ZM243 77V76H242ZM241 77V78H242ZM210 78V80H214V78H213V76L212 77H209ZM228 78V77H227ZM236 78V77H235ZM69 79H70V77H69ZM177 79V80H176ZM204 79V78H203ZM229 79H231V78H229ZM68 80V79H67ZM226 80V79H225ZM239 80H241V79H239ZM242 80H243V78H242ZM140 81H141V83H140ZM205 81V80H204ZM228 81V80H227ZM244 81V80H243ZM243 81H241V82H243ZM172 82H176L177 84V86H180V88L179 87H177V86H173V89L171 88V83ZM230 82V81H229ZM228 82V83H229ZM64 84V85H63ZM80 84H82L83 86H81ZM230 85H231V83H229ZM78 85H80V86H78ZM175 85V84H174ZM78 86V87H77ZM35 87V86H34ZM77 87V88H76ZM82 89H81V88ZM68 88V89H67ZM70 88V89H69ZM80 88V89H79ZM183 88H184V90L187 88V90L186 91H184L183 90ZM60 89V90H61ZM237 89V88H236ZM236 89H234V91L236 90ZM58 90V89H57ZM72 90H71V92H72ZM163 90H174L175 91V93H173L172 95H170L171 97H169V96H167V95H165L164 93H163ZM196 90H200V92H198L199 94H197V96L194 94V93H196L195 91ZM237 90H240V89H237ZM62 91H64V90H62ZM62 91H60V94H61V92ZM70 92V93H71ZM140 92H141V96L140 97H138L137 95H140ZM241 92V91H240ZM239 92V93H240ZM101 93H108V97L107 98H109V102H115V103H117L118 104V102H122V103H124V104H126L127 106L126 107H124L123 109H120V110H122V112H121V114H119V113H114V112H110V106L109 105H107V104H111V103H109V102H107V104L106 103H103V100L101 99ZM169 93V92H168ZM69 94V93H68ZM67 94V95H68ZM72 94V93H71ZM242 94V93H241ZM59 96V95H58ZM64 96H65V94H64ZM63 96V97H64ZM104 96V94L102 95V97ZM106 96V95H105ZM60 97H62V95L60 96ZM59 97V98H60ZM68 97V96H67ZM39 98V97H38ZM227 98V97H226ZM228 98H229V96H228ZM104 99V98H103ZM175 99V101H176V104H174V105H172L171 104V101H173ZM177 99H181L180 101H179V103L180 102H184L185 103V106H186V110L185 111H183V113L182 112H178L177 111V109L176 108H178V106H176V105H179V107H180V104H182V103H180V104H177L178 103V101H177ZM231 99V98H230ZM234 99V98H233ZM65 100V99H64ZM228 100V99H227ZM242 100V99H241ZM40 101L42 102V100L40 99ZM58 101H61L60 99L58 100ZM62 101H63V98H62ZM61 101V102H62ZM174 101V102H175ZM234 101H236V100H234ZM233 101V102H234ZM65 102V101H64ZM59 103V102H58ZM86 103H87V106H86ZM115 103L113 104V105H115ZM183 103V104H184ZM234 103H236V102H234ZM233 103V104H234ZM239 103H241V102H239ZM245 103V102H244ZM64 104V103H63ZM66 104V103H65ZM124 104H123V106H124ZM182 104V105H183ZM232 104V105H233ZM69 105H67L69 108H70V106ZM216 105V106H215ZM245 105V104H244ZM43 106H44V104H43ZM64 106H66V105H64ZM121 106V108L123 107L122 105H120ZM120 106H117L118 107V109L120 108ZM185 106H183V107H185ZM221 106V107H220ZM231 106V105H230ZM246 106V105H245ZM116 106H114V108H115ZM182 107V106H181ZM180 107V108H181ZM240 107V106H239ZM56 108V107H55ZM54 108V109H55ZM69 108H66V109H64L66 112L67 111H69L68 109ZM234 108V107H233ZM184 109V108H183ZM190 109V110H189ZM56 110H59V109H56ZM56 110H54V111H56ZM61 110V109H60ZM244 109H242V111H243ZM48 111V110H47ZM63 111V110H62ZM52 111H50V113H51ZM60 112V111H59ZM64 112V111H63ZM119 112V111H118ZM172 112H174V118H172V116H173V114H172ZM229 112V111H228ZM231 112V111H230ZM45 113V112H44ZM54 113V112H53ZM52 113V114H53ZM65 113V112H64ZM73 113V116L75 115ZM57 115H58V113H56ZM79 114H77V115H79ZM90 114V113H89ZM230 114V113H229ZM55 115V114H54ZM60 116H59V120L61 119V114H59ZM76 116V115H75ZM84 116H83V118H84ZM89 116H92V115H89ZM50 118V117H49ZM55 118H57V116L55 117ZM77 118V117H76ZM79 118V117H78ZM82 118V117H81ZM86 118H84V119H86ZM84 119H81V120H84ZM233 119V118H232ZM45 120V119H44ZM50 122V121H49ZM79 122H80V120H79ZM222 122V124L224 125L223 126V128H222V126L220 125V123ZM234 122V121H233ZM46 123V122H45ZM53 123V121L51 122V124ZM218 124L220 125V126H218ZM236 124V123H235ZM234 124V125H235ZM53 125V124H52ZM90 125L92 126L93 125V127H95V130H86V128H87V126L90 128ZM250 126V125H249ZM86 127V128H85ZM93 127H91V128H93ZM235 127V126H234ZM53 128V127H52ZM111 131H113L114 133H117V134H110L111 133ZM117 131V132H116ZM165 131H167V132H165ZM74 131H72V133H73ZM76 132V131H75ZM110 132V133H109ZM112 132V133H113ZM71 133V132H70ZM73 135V134H72ZM91 135H93L94 136V138L96 139V140H94L93 141V139H92V141H91V139L89 138ZM235 135V134H234ZM62 136H63V134H62ZM65 136V135H64ZM231 136V137H230ZM66 137H68V136H66ZM63 139H67V140H69L68 138H64L63 137ZM71 141V140H70ZM73 141V140H72ZM71 141V142H72ZM91 141V142H90ZM233 141V140H232ZM231 141V142H232ZM69 142V141H68ZM73 143L75 144V145H77L74 141H73ZM73 143L72 144H70V145H72L73 146ZM98 143V142H97ZM99 143V144H100ZM233 143V145H234V142H232ZM92 144H90L91 146H92ZM65 145H66V143H65ZM69 145V143H67V145L65 146V148L67 147ZM74 145V146H75ZM97 145V144H96ZM78 146H79V144H78ZM99 146V145H98ZM75 147H77V146H75ZM75 147H73V148H75ZM96 147V146H95ZM107 147H108V145H107ZM64 148V149H65ZM68 148V147H67ZM72 148V147H71ZM81 148V147H80ZM99 148H101V147H97V150L99 149ZM103 148V147H102ZM110 148H112L113 149V147H110ZM76 149V148H75ZM74 149V151H77V150H75ZM105 149H106V147H105ZM104 149V150H105ZM108 149H109V147H108ZM111 149V150H112ZM115 149H117V148H114V150ZM66 150V149H65ZM64 150V151H65ZM102 150V149H101ZM110 150V149H109ZM109 150H105V151H109ZM117 150V151H118ZM233 150H234V147H233ZM74 151H72V152H74ZM80 151H81V149H80ZM83 151V150H82ZM81 151V152H82ZM116 151V150H115ZM117 151H116V153H117ZM238 151V150H237ZM68 152V151H67ZM78 152V151H77ZM87 153L86 151H85V149H84V151H83V153ZM101 152V151H100ZM111 152V151H110ZM83 153H81V154H83ZM89 154H90V152H88ZM94 153V152H93ZM107 153V152H106ZM114 153V152H113ZM112 153V154H113ZM239 153V152H238ZM77 155L79 154V153H76ZM76 154L74 155V156H76ZM101 155H102V153H100ZM111 154V155H112ZM127 154V153H126ZM234 154H237V153H234ZM67 156H68V154H66ZM96 155H98V154H96ZM95 155V156H96ZM106 155V154H105ZM82 156V155H81ZM86 156H89L88 154H86ZM108 156H110V155H108ZM123 157H121L122 159H124V155H122ZM237 156V155H236ZM239 156V155H238ZM237 156V157H238ZM80 157V156H79ZM85 157V156H84ZM91 157H92V154H91ZM94 157V156H93ZM99 157V156H98ZM243 157V156H242ZM244 157H246V156H244ZM243 157V158H244ZM75 157H73V159H74ZM78 158V157H77ZM87 158V157H86ZM97 158V157H96ZM109 158V157H108ZM127 158V157H126ZM236 158V157H235ZM239 158V157H238ZM237 158V159H238ZM89 159V158H88ZM100 159V158H99ZM118 159V158H117ZM129 159V158H128ZM78 160H79V158H78ZM114 160V159H113ZM76 161V160H75ZM85 161V160H84ZM119 161H121V160H119ZM125 161V160H124ZM124 161H122V162H124ZM144 161L146 162L145 164H144ZM246 161H248V160H246ZM114 162H115V160H114ZM130 162V161H129ZM133 162H135V161H133ZM249 162V161H248ZM83 163V162H82ZM90 163H92V161L90 162ZM106 163V162H105ZM118 163V162H117ZM86 164V163H85ZM120 164H122V163H120ZM124 164V163H123ZM122 164V165H123ZM94 165H96V164H94ZM128 165V164H127ZM126 165V166H127ZM130 165H131V162H130ZM134 165V164H133ZM132 165V166H133ZM249 164H243V166H246V168H248V170L250 171L249 173L245 170V169H241V170H243V171H245V172H247L248 174H250V175H253V177L255 176L252 172H251V170H252V167H247ZM97 166H100V165H97ZM113 166V165H112ZM119 166V165H118ZM132 166H130V168L132 167ZM101 168L99 169L98 167H97V170H99V172H101V175H99L98 176V174H96V171L97 170H93L94 171V173L92 172V174H96V175H94L95 176V180H96V176L98 177V179L100 178L101 180L99 181V180H97L96 181V183H94L95 184V186H97L98 187V185H99V183H102L103 181H104V183L103 184H105L106 185V183L105 182H107L108 181V179L110 178V177H112L111 176V173H109L108 171V169L109 168H106L104 165H101L100 166ZM110 167H111V164H110ZM117 167V166H116ZM115 167V168H116ZM121 167V169H122V166H120ZM242 167V166H241ZM92 168H95L93 165H92ZM113 168V167H112ZM114 168V170H117V169H115ZM136 168V167H135ZM85 169V168H84ZM87 169V168H86ZM119 169V168H118ZM121 169H119V170H121ZM123 169H124V166H123ZM126 169H127V167H126ZM125 169V170H126ZM132 169V168H131ZM137 169H139V168H137ZM71 170V169H70ZM73 171V170H72ZM87 171H89V170H87ZM105 171V172H104ZM127 171H129L128 169H127ZM133 171H136L134 168H133ZM139 171H140V169H139ZM242 171V172H243ZM68 172V171H67ZM98 172V171H97ZM113 172V171H112ZM119 172V171H118ZM122 172V171H121ZM124 172V171H123ZM138 172V171H137ZM61 173H63V171L61 172ZM64 173H66V172H64ZM79 173V172H78ZM89 173V172H88ZM115 173V172H114ZM125 173V172H124ZM144 173V172H143ZM118 174V173H117ZM122 174L123 173H121V176H122ZM125 174H127V176H128V172H126ZM130 174H132V173H130ZM197 174V175H196ZM245 174V173H244ZM243 174V175H244ZM63 175V174H62ZM65 175V174H64ZM67 175V174H66ZM65 175V176H66ZM91 175V174H90ZM133 175H135L134 173H133ZM137 175V174H136ZM147 175H148V173H147ZM87 176V175H86ZM88 176H89V174H88ZM93 176V175H92ZM91 176V177H92ZM118 176V175H117ZM125 176V175H124ZM130 176V175H129ZM144 176H146V174L144 175ZM60 177H63V176H60ZM90 177V178H91ZM116 177V176H115ZM115 177H112V179H115ZM126 177V176H125ZM139 177V176H138ZM141 177H143V176H141ZM151 177V176H150ZM149 177V178H150ZM243 177V176H242ZM93 178V177H92ZM127 178V177H126ZM137 178V177H136ZM146 178V177H145ZM145 178H144V180H145ZM148 178V180H150ZM233 178H235V177H233ZM256 178V177H255ZM89 179V178H88ZM117 179V178H116ZM121 179V178H120ZM131 179V178H130ZM140 179H142V178H140ZM139 179V180H140ZM137 180V179H136ZM135 180V181H136ZM138 180V181H139ZM147 180V181H148ZM90 181H94V180H90ZM115 181V180H114ZM118 181H119V179H118ZM129 181V179H127V182ZM146 181V180H145ZM153 181V180H152ZM116 182H117V180H116ZM131 182V181H130ZM134 182V181H133ZM137 182V181H136ZM142 182V181H141ZM141 182H139V183H141ZM239 182L240 183H242V181H240L239 180ZM89 183V182H88ZM129 183V182H128ZM135 183V182H134ZM144 183V182H143ZM147 183V182H146ZM145 183V184H146ZM160 183H158V184H160ZM244 183V182H243ZM89 184H92L91 186L93 187V189L94 188H96L95 186H94V184L93 183H89ZM118 184L120 185V182H118ZM122 184H123V182H122ZM130 184H132V182L131 183H129V184H127L128 186H130ZM136 185H137V183H135ZM148 184V183H147ZM152 184V183H151ZM154 184H157V183H154ZM162 184H161V186H162ZM237 184V183H236ZM262 184V183H261ZM260 184V185H261ZM108 185H110V184H108ZM119 185H117L116 184V186H118V188H119ZM132 185H134V184H132ZM132 185H131V187H132ZM153 185V184H152ZM260 185H258V186H260ZM113 185L111 184V187H112ZM138 186V185H137ZM136 186V187H137ZM144 186V185H143ZM146 186V185H145ZM149 186H151V185H149ZM155 185H153V187H154ZM158 186V185H157ZM87 187V186H86ZM101 187H102V185H101ZM110 187V186H109ZM109 187H108V190H109ZM123 187V186H122ZM126 186H124V188H125ZM139 187V186H138ZM147 187V186H146ZM158 187H160V186H158ZM157 187V188H158ZM84 188V187H83ZM99 188H100V186H99ZM98 188V189H99ZM103 188L105 189V188H107V187H105V186H103ZM102 188V189H103ZM113 188V187H112ZM111 188V189H112ZM115 188V187H114ZM117 188V187H116ZM115 188V189H116ZM141 188H142V190H143V187L141 186ZM140 188V189H141ZM150 188V187H149ZM161 188V187H160ZM160 188L158 189V190H160ZM260 188H262V187H260ZM89 189V188H88ZM92 189V188H91ZM92 189V190H93ZM97 189V188H96ZM110 189V190H111ZM119 189H121V188H119ZM127 189V188H126ZM134 189H136L137 190V188H135L134 187ZM236 189V188H235ZM92 190H91V192H92ZM100 190V189H99ZM122 190V189H121ZM131 190L132 189H130V191H128V190H126V192L128 193L127 194V196H134V194L136 195H138L139 193L140 194H142L141 193V191L140 192H131ZM135 190V191H136ZM146 190V189H145ZM158 190H157V192H158ZM165 190H166V188H165ZM237 190V189H236ZM235 190V191H236ZM261 190V189H260ZM259 190V191H260ZM84 191V190H83ZM85 191H86V189H85ZM113 191H114V189H113ZM119 191V190H118ZM123 191V190H122ZM138 191V190H137ZM152 191V190H151ZM155 192H156V189L154 190ZM164 191V190H163ZM234 191V190H233ZM263 192H264V190H262ZM89 193H91L90 191H88ZM88 192H86L85 194L87 195V193ZM93 192H94V190H93ZM95 192H97L96 190H95ZM126 192H122L123 194H125ZM150 192V191H149ZM149 192L147 191V193L149 194ZM155 192H153V193H155ZM263 192H261V193H263ZM18 193V192H17ZM84 193V192H83ZM114 193V192H113ZM112 193V195H114ZM115 193H116V190H115ZM120 192H118V194H119ZM161 193V192H160ZM84 194V195H85ZM94 194V193H93ZM111 194V193H110ZM122 194V195H123ZM165 194L163 195V196H165ZM91 195V194H90ZM89 195V196H90ZM103 194L101 193V196H102ZM121 195V194H120ZM150 195V194H149ZM92 196V195H91ZM94 196V195H93ZM95 196H97V195H95ZM99 197H100V195H98ZM97 196V197H98ZM106 195L104 194V198H106V197H108V196H106ZM117 196V195H116ZM125 196H126V194H125ZM138 196H140V195H138ZM137 196V197H138ZM144 196L146 197V192H145V194H144ZM143 196V197H144ZM148 196V195H147ZM155 195H153V196H148L147 197V200L149 199V197L151 198H153ZM159 196V195H158ZM120 197V196H119ZM131 197V198H132ZM141 197V196H140ZM155 197H157V196H155ZM154 197V198H155ZM159 197H161V195L159 196ZM167 197V196H166ZM263 197V196H262ZM117 198H118V196H117ZM121 198H124V196L122 197L121 196ZM126 198V197H125ZM130 198V199H131ZM135 198V197H134ZM158 198V197H157ZM162 198V197H161ZM168 198V197H167ZM96 198H93V200H95ZM116 199V198H115ZM119 199V198H118ZM126 199H128V198H126ZM129 199V200H130ZM133 199V198H132ZM131 199V200H132ZM143 200H144V198H142ZM156 199V198H155ZM163 199H165V198H163ZM238 199V198H237ZM89 200H92L91 198L89 199ZM97 200V199H96ZM98 200H99V198H98ZM103 200V199H102ZM109 201H111L112 200V202L111 203H114L113 201V199H108ZM117 200V199H116ZM134 200V199H133ZM139 200H140V198H139ZM139 200H137V202L139 201ZM146 200V199H145ZM158 200V199H157ZM161 200V199H160ZM168 200V199H167ZM239 200V199H238ZM86 201H88L87 199H86ZM104 201H106V199H104ZM118 201V200H117ZM134 201H136V200H134ZM142 201V200H141ZM150 201V200H149ZM149 201H147V202H149ZM155 201V200H154ZM162 201V203L165 201H163V200H161ZM169 201V200H168ZM167 201V202H168ZM171 201V200H170ZM235 201V200H234ZM94 202V201H93ZM92 202V203H93ZM99 202H100V200H99ZM102 202V201H101ZM100 202V203H101ZM121 202H123V200L121 201ZM124 202H125V200H124ZM136 202V203H137ZM145 202V201H144ZM155 202H157V201H155ZM235 202H237V201H235ZM90 203V202H89ZM91 203V204H92ZM96 203V202H95ZM100 203H98V204H100ZM109 203V202H108ZM108 203H106L107 205H108ZM111 203H110V206H111ZM126 203V202H125ZM139 203H142V202H140L139 201ZM151 203V202H150ZM153 203V202H152ZM158 203L160 204V208H161V203L159 202V200H158ZM233 203V202H232ZM84 204H86V203H84ZM88 204V203H87ZM87 204H86V206H87ZM91 204H90V206H91ZM97 204V203H96ZM103 204H105V203H103L102 202V204L101 205H103ZM117 204H118V202H117ZM119 204H120V202H119ZM130 204H131V202H130ZM134 204V203H133ZM138 204V203H137ZM143 205H144V203H142ZM142 204L140 205L141 207H142ZM172 204V203H171ZM237 204H239V203H237ZM93 205H94V203H93ZM113 205V204H112ZM123 206H126L125 204H122ZM122 205H121V207H122ZM128 205V204H127ZM136 205V204H135ZM113 206H115V205H113ZM157 206H158V208H159V205L157 204ZM165 206V205H164ZM251 206V205H250ZM85 207V206H84ZM83 207V209H85ZM99 207V206H98ZM104 207H106V206H103L102 208H104ZM127 207V206H126ZM128 207H129V205H128ZM127 207V208H128ZM92 208V207H91ZM94 208H95V206H94ZM93 208V209H94ZM107 208H108V210H109V208L110 207H108L107 206ZM116 208H118L117 206H116ZM116 208H114V209H116ZM134 208H135V206H134ZM147 208V207H146ZM159 208V209H160ZM166 208H167V206H166ZM249 208H251V207H249ZM252 208H254L253 206H252ZM105 209V208H104ZM122 209H124L123 207H122ZM126 209V208H125ZM129 209V208H128ZM136 209V208H135ZM140 209V208H139ZM141 209H143V207L141 208ZM159 209H157V207H156V209L155 210H159ZM162 209V208H161ZM80 210V209H79ZM95 210H96V208H95ZM103 210V209H102ZM101 210V211H102ZM120 210H121V208H120ZM130 210V209H129ZM128 210V211H129ZM133 210V209H132ZM144 210H146V209H143V211ZM164 210H166L165 208H164ZM77 211H78V208H77ZM104 211V210H103ZM107 211V210H106ZM110 211H113L112 209L110 210ZM118 211V209L115 211V214H116V212ZM127 210L125 211L126 213L128 212ZM137 211V210H136ZM161 211V210H160ZM250 211V210H249ZM252 211H254L253 209H252ZM79 212V211H78ZM80 212H82V211H80ZM122 212H124V211H122ZM121 212V213H122ZM129 212H133V214H135L134 212L135 211H129ZM139 212H141V211H139ZM138 212V213H139ZM152 212H154V211H152ZM156 212V211H155ZM159 212V211H158ZM163 212V211H162ZM256 212H257V210H255V214H256ZM262 212V211H261ZM107 213H108V211H107ZM119 213V212H118ZM121 213H119V214H121ZM151 213V212H150ZM160 213V212H159ZM164 213H165V211H164ZM250 213H252L251 211H250ZM249 213V214H250ZM258 213V212H257ZM5 214V213H4ZM86 214H87V212H86ZM99 214H101V212L99 213ZM105 214V213H104ZM109 214V213H108ZM111 215L113 214V213H110ZM110 214L108 215V216H110ZM129 214V216H130V213H128ZM141 214H143V213H141ZM140 214V215H141ZM154 214H156V213H154ZM158 214V213H157ZM236 214V213H235ZM259 214H261L260 212H259ZM258 214V215H259ZM7 215H8V213H7ZM13 215V214H12ZM81 215H82V213H81ZM91 214H88V216H90ZM93 215V214H92ZM98 215V214H97ZM106 215V214H105ZM105 215H104V218H105ZM114 215V214H113ZM123 215V214H122ZM126 215V214H125ZM136 216H137V213L135 214ZM146 215V214H145ZM147 215H148V213H147ZM146 215V216H147ZM159 215V217H160V219L162 220V218H161V216L163 215H161L160 216V214H158ZM165 215V214H164ZM243 215V214H242ZM242 215H240V216H242ZM257 215V217H259ZM15 216V215H14ZM80 216V215H79ZM83 216V215H82ZM94 216V215H93ZM101 216H103L102 214H101ZM107 216V215H106ZM116 216V215H115ZM120 216V215H119ZM124 216V215H123ZM150 216V214L148 215V217ZM263 216H264V214H263ZM4 217H6V216H4ZM12 217V216H11ZM85 217V216H84ZM84 217H82V218H84ZM111 217V216H110ZM141 217V216H140ZM139 217V218H140ZM151 217H152V213H151ZM157 217V216H156ZM164 217H166V216H164ZM246 217V216H245ZM255 217V216H254ZM3 218V217H2ZM6 218H8V216L6 217ZM5 218V220H7ZM9 218H10V215H9ZM16 218H20V217H18V215H17V217ZM15 217H14V220L16 219ZM91 218V217H90ZM96 218V217H95ZM115 218H117V217H115ZM123 219H124V217H122ZM127 218V220H128V216L126 217ZM125 218V219H126ZM130 218V217H129ZM138 218V217H137ZM4 219V218H3ZM12 219V218H11ZM88 219V218H87ZM99 219V218H98ZM101 219V218H100ZM106 219H107V217H106ZM110 219V218H109ZM143 219V218H142ZM145 219H148V221H149V218H145ZM164 219V218H163ZM237 219V218H236ZM257 219H260V220H262L261 218H257ZM2 220V219H1ZM131 220H133V219H131ZM151 220H152V218H151ZM249 220V219H248ZM11 221H13V219L11 220ZM17 221V220H16ZM89 221V220H88ZM96 221V220H95ZM97 221H99V220H97ZM102 221V220H101ZM101 221H99V222H101ZM106 221V220H105ZM110 221V220H109ZM138 221L139 220H137V223H136V225L137 226H139V224H138ZM144 220H142V222H143ZM148 221H145V222H147L148 223ZM4 222V221H3ZM8 222H10V221H8ZM18 222H21L20 220L18 221ZM50 222V221H49ZM90 222V221H89ZM104 222V221H103ZM102 222V223H103ZM111 222H113V224H114V221H112V219H111ZM117 222V221H116ZM119 222H120V220H119ZM117 222L118 224H120V223H122V222ZM128 222V221H127ZM133 222H134V220H133ZM136 222V221H135ZM142 222H141V224H142ZM151 222V221H150ZM159 222H161V221H159ZM238 222V221H237ZM250 222V221H249ZM5 223V222H4ZM3 223V224H4ZM10 223H12V222H10ZM15 223H17V222H15ZM91 223V222H90ZM106 223V222H105ZM108 223V222H107ZM116 223V225L115 226H117L118 227V224ZM162 223V222H161ZM163 223H164V221H163ZM242 223V222H241ZM19 224V223H18ZM21 225H22V223H20ZM87 224V223H86ZM92 224H95V222L93 221V223H91V225ZM129 224V223H128ZM135 224V223H134ZM141 224H140V227H141ZM166 224H168V223H166ZM233 224V223H232ZM2 225V224H1ZM5 225H7V224H5ZM17 225V224H16ZM50 225H52V224H50ZM89 225V224H88ZM103 225V224H102ZM108 225L110 226L111 225V223L109 222L108 223ZM144 225H147L146 223L144 224ZM150 225V224H149ZM159 225H160V229H161V224L159 223ZM159 225H156V226H159ZM163 225H165V224H163ZM242 225V224H241ZM245 225V224H244ZM252 225V224H251ZM9 226V225H8ZM12 229H14L15 227H19L20 225H17V226H15V225H13V223H12ZM90 226V225H89ZM98 226V225H97ZM113 227H115L114 225H112ZM125 226V225H124ZM155 226V227H156ZM170 226V225H169ZM253 226V225H252ZM256 226H258V225H256ZM261 226V225H260ZM260 226H258L259 228H260ZM264 226V225H263ZM4 227V226H3ZM7 227V226H6ZM44 227H47V226H44ZM49 227V226H48ZM58 227V226H57ZM86 227H88L87 225H86ZM100 227V226H99ZM103 227H104V225H103ZM112 227V228H113ZM128 227V226H127ZM133 227H136V226H133ZM142 227H144V226H142ZM141 227V228H142ZM146 227V226H145ZM147 227H148V225H147ZM146 227V228H147ZM153 227V226H152ZM155 227H153V228H155ZM166 227H167V229L169 230V228H168V226L166 225ZM171 227V226H170ZM236 227V226H235ZM243 227V226H242ZM9 228V227H8ZM7 228V229H8ZM54 228V227H53ZM92 228V227H91ZM97 228V227H96ZM107 228V227H106ZM105 228V229H106ZM119 228V227H118ZM132 228V227H131ZM141 228H139V229H141ZM150 228V227H149ZM163 228V227H162ZM183 228V227H182ZM186 228V227H185ZM185 228H183V229H185ZM231 228V229H230ZM241 228V227H240ZM249 228H250V226H249ZM253 228H254V226H253ZM257 227H255V229H256ZM261 228H262V226H261ZM258 229L259 231L260 230H262V229ZM5 229V228H4ZM10 229V228H9ZM18 229H20V228H18ZM17 229V230H18ZM49 229H51V228H49ZM48 229V230H49ZM54 229H56V228H54ZM58 229V228H57ZM87 229V228H86ZM94 228H92L91 230L92 231H94L93 230ZM97 229H99V228H97ZM104 229V228H103ZM102 229V230H103ZM109 230H110V228H108ZM107 229V230H108ZM115 228H113V230H114ZM124 230V228H121V230ZM132 229H135V228H132ZM131 229V231H132V233L133 232H136L137 233V231H134V230H132ZM138 229V230H139ZM143 229V228H142ZM151 229V228H150ZM171 229V228H170ZM174 229V228H173ZM172 229V230H173ZM187 230L186 231H190V230H188V227L186 228ZM242 229V228H241ZM251 229V228H250ZM47 230V231H48ZM89 230H90V228H89ZM88 230V231H89ZM121 230H119V231H121ZM126 230V229H125ZM127 230H129V229H127ZM137 230V229H136ZM152 230V229H151ZM154 230V229H153ZM159 230V229H158ZM164 231H168V230H165V229H163ZM175 230V229H174ZM173 230V231H174ZM178 230V229H177ZM176 230V231H177ZM194 230V229H193ZM257 230V231H258ZM6 231V230H5ZM11 231V230H10ZM15 231V230H14ZM61 231V230H60ZM91 231V232H92ZM100 231V230H99ZM98 230H96L95 229V231H94V233L95 232H99ZM105 231V230H104ZM115 231V230H114ZM131 231H130V233H131ZM142 231V230H141ZM144 231V230H143ZM161 231V230H160ZM175 231V232H176ZM180 231H182V230H179V233H180ZM200 231V230H199ZM240 231V230H239ZM7 233H8V230L6 231ZM5 232V233H6ZM12 232L13 231H11V234H12ZM16 233H17V231H15ZM18 232H20L19 230H18ZM51 232H53V231H51ZM58 232V231H57ZM101 232V231H100ZM107 232V231H106ZM111 232V231H110ZM117 232V231H116ZM122 232V231H121ZM129 232V231H128ZM148 232V231H147ZM151 232V231H150ZM155 232H156V230H155ZM162 232V231H161ZM160 232V233H161ZM185 232V231H184ZM191 232V231H190ZM236 232H237V230H236ZM243 232V231H242ZM256 232V231H255ZM5 234V235H8V234ZM44 233V232H43ZM55 233V232H54ZM65 233V232H64ZM64 233H62V234H64ZM94 233L92 232L91 234H93L94 235ZM101 233H103V232H101ZM127 233V232H126ZM130 233H128V234H130ZM131 233V234H132ZM139 233L141 234V232H140V230H139ZM138 233V234H139ZM144 233V232H143ZM156 233H158V231L156 232ZM174 233V232H173ZM185 233H188V232H185ZM193 233V232H192ZM197 233V232H196ZM234 233L235 232H233V234L231 235V236H233L234 235ZM238 233V232H237ZM258 233V232H257ZM9 234H10V232H9ZM45 234H46V232H45ZM47 234H48V232H47ZM49 234H50V232H49ZM52 234V233H51ZM61 234V233H60ZM91 234H90V236H91ZM107 234V233H106ZM118 234H119V232H118ZM131 234L129 235V236H127V238H126V240L128 241L127 243H125L126 245V249H133V247H132V244H131V241H130V239L132 238L131 237ZM134 234V236L136 235L135 233H133ZM150 234V233H149ZM155 234V233H154ZM153 234V235H154ZM163 233H161V235H162ZM164 234H166V233H164ZM190 234V233H189ZM188 234V235H189ZM15 235V234H14ZM35 235H37V234H35ZM55 235H58V236H60L58 233H56ZM55 235H53L52 234V236H55ZM84 235V234H83ZM120 235V234H119ZM122 235H123V233H122ZM122 235H120V236H122ZM127 235V234H126ZM144 235H145V233H144ZM143 235V236H144ZM159 235V234H158ZM176 236H177V234H175ZM181 235H183V236H185L186 238L187 237H190V236H187V234L185 235V234H183V233H181ZM181 235H179L178 234V236H181ZM236 235V234H235ZM239 235V234H238ZM57 236V237H58ZM62 236V235H61ZM65 236V235H64ZM99 236V235H98ZM107 236V235H106ZM105 236V234H104V237L105 238H107V237H110L109 235L106 237ZM112 236V235H111ZM133 236V237H134ZM140 236V235H139ZM143 236H141V237H143ZM150 236H151V234H150ZM155 236V235H154ZM157 236V235H156ZM155 236V237H156ZM177 236V237H178ZM183 236H181L182 237V239H183ZM240 236V235H239ZM71 237H72V235H71ZM82 237H84V236H82ZM89 237V236H88ZM94 237H95V235H94ZM100 237H101V234H100ZM100 237H97V235H96V239L97 238H100ZM103 237V236H102ZM123 237V236H122ZM136 237H137V235H136ZM136 237H134V238H136ZM149 237V236H148ZM155 237H154V239H155ZM159 237V236H158ZM180 237V238H181ZM184 237V238H185ZM193 237V236H192ZM219 237V236H218ZM221 238H222V236H220ZM219 237V238H220ZM228 237V236H227ZM5 238V237H4ZM40 238V237H39ZM51 238V237H50ZM63 238V237H62ZM61 238V239H62ZM93 238V236L91 237V239ZM119 238V237H118ZM140 238V237H139ZM144 238V237H143ZM147 238V237H146ZM153 238V237H152ZM220 238V239H221ZM240 238V237H239ZM43 239V238H42ZM49 239V238H48ZM58 239H59V237H58ZM65 239V238H64ZM68 239V238H67ZM74 239V238H73ZM76 239V238H75ZM85 239V237L83 238V240ZM100 239H103V238H100ZM108 239V238H107ZM106 239V240H107ZM111 239V238H110ZM120 240L122 239V238H119ZM124 239V238H123ZM151 239V238H150ZM188 239V238H187ZM238 239V238H237ZM236 239V240H237ZM35 240V239H34ZM40 240V239H39ZM53 240H55V239H53L52 238V241ZM85 240H88L89 241V239L87 238V239H85ZM95 240V239H94ZM137 240V239H136ZM139 240V239H138ZM176 240V239H175ZM174 240V241H175ZM185 240V241H184ZM226 239H224V241H225ZM35 241H37V240H35ZM43 240H41V242H42ZM60 241H65V240H60ZM59 241V242H60ZM71 241V240H70ZM99 241V240H98ZM40 242V241H39ZM40 242V243H41ZM56 242V241H55ZM67 242H68V240H67ZM86 242V241H85ZM91 242H93V241H90V243ZM102 242V241H101ZM112 242H116V241H114V238H113V240H112ZM118 242V241H117ZM116 242V243H117ZM137 242V241H136ZM183 242H187L186 241V239H183ZM43 243V242H42ZM46 243V242H45ZM57 243V242H56ZM55 243V244H56ZM61 243H63V242H61ZM60 243V244H61ZM66 243V242H65ZM89 243V244H90ZM93 243H95V242H93ZM92 243V244H93ZM99 244H100V241L98 242ZM104 243V242H103ZM111 243V242H110ZM134 243V242H133ZM178 243V242H177ZM211 243H213V242H211ZM225 243V245H226V242H224ZM36 244V243H35ZM39 244V243H38ZM52 244V243H51ZM67 244H69V243H67ZM67 244H65V245H67ZM74 244H75V242H74ZM97 244V243H96ZM98 244V245H99ZM104 244H106V243H104ZM114 244V243H113ZM113 244H111V245H113ZM135 244H137V243H135ZM178 244H180V243H178ZM57 245V244H56ZM61 245H63V244H61ZM91 245V244H90ZM117 245V244H116ZM134 245V244H133ZM183 245V244H182ZM9 246V245H8ZM8 246H7V248H8ZM58 246V245H57ZM88 246V245H87ZM105 246V245H104ZM115 246V245H114ZM168 246V245H167ZM177 246V245H176ZM216 246V245H215ZM224 246V245H223ZM228 246H230V245H228ZM44 247V246H43ZM42 247V248H43ZM69 247V246H68ZM80 247H82V246H80ZM79 247V248H80ZM88 247H90V246H88ZM99 247H103V246H99ZM111 247V246H110ZM135 247V246H134ZM166 247V246H165ZM173 247V246H172ZM203 247V246H202ZM45 248H47V247H45ZM49 248V247H48ZM53 248V247H52ZM70 248V247H69ZM85 248V247H84ZM91 248V247H90ZM167 248V247H166ZM210 248V247H209ZM222 248V247H221ZM231 248V247H230ZM30 249H32V248H30ZM39 249L41 250V252H42V249L40 248V246H39ZM56 249V248H55ZM61 249H64V248H61ZM95 248H93V250H94ZM99 250H100V248H98ZM102 249L103 248H101V251H102ZM110 249V248H109ZM135 249V248H134ZM228 249H229V247H228ZM33 250V249H32ZM50 250V249H49ZM58 250H60V249H58ZM88 250V249H87ZM92 250V251H93ZM96 250H97V248H96ZM104 250H105V247H104ZM124 250V249H123ZM178 250H179V248H178ZM180 250H182V249H180ZM202 250V249H201ZM205 250V249H204ZM203 250V251H204ZM53 251V250H52ZM56 251H57V249H56ZM55 251V252H56ZM78 251V250H77ZM81 251H83V249L81 250ZM90 252H91V250H89ZM112 251H114L113 249H112ZM133 250H131V252H132ZM190 251H191V249H190ZM223 251L224 252H226L225 250H224V247H223ZM30 252H31V250H30ZM85 252V251H84ZM96 252H99L98 250L96 251ZM105 252V251H104ZM179 252V251H178ZM185 252V251H184ZM206 252H207V250H206ZM227 252H229V251H227ZM49 254L51 253L52 254V252H51V250H50V252H48ZM58 253V252H57ZM95 253V252H94ZM101 253H103V252H101ZM134 253V252H133ZM180 253V252H179ZM200 253H201V251H200ZM203 253H205V251L203 252ZM43 254H45V249H44V252H43ZM80 254V253H79ZM97 254V253H96ZM105 254H106V252H105ZM104 254V255H105ZM131 254V253H130ZM90 255V258H91V256H92V254H89ZM107 255V254H106ZM132 255V254H131ZM135 255V254H134ZM133 255V256H134ZM52 256H53V254H52ZM58 256V255H57ZM66 256V255H65ZM81 256V255H80ZM100 256V255H99ZM47 257V256H46ZM46 257L44 258L45 260H46ZM54 257V256H53ZM48 258V257H47ZM93 258H91V260H92ZM14 260H16V259H14ZM39 260V259H38ZM44 260V261H45ZM48 260H49V258H48ZM8 261V260H7ZM19 261L20 260H18V261H15L14 263H9V264H15L16 262H18L19 263ZM42 261V260H41ZM50 261V264H51V260H49ZM109 261V260H108ZM108 261H106V262H108ZM3 263H4V261H2ZM9 262V261H8ZM13 262V261H12ZM21 262V261H20ZM23 262V261H22ZM47 262V261H46ZM45 262V264H47ZM78 262H81V261H77V263ZM5 263H7L6 262V259H5ZM28 263V262H27ZM26 263V264H27ZM41 263H44V262H41ZM100 263V262H99ZM110 263V262H109ZM109 263H107V264H109ZM0 264H1V262H0ZM21 264V263H20ZM55 264V263H54ZM79 264V263H78ZM83 264V263H82ZM94 264H96V263H94Z\"/></svg>",
	"mask_w": 264,
	"mask_h": 264
}]
</instances>
